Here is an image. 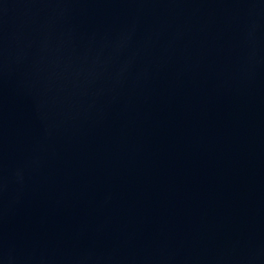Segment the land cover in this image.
<instances>
[{
    "label": "water",
    "instance_id": "obj_1",
    "mask_svg": "<svg viewBox=\"0 0 264 264\" xmlns=\"http://www.w3.org/2000/svg\"><path fill=\"white\" fill-rule=\"evenodd\" d=\"M0 264H264V0H0Z\"/></svg>",
    "mask_w": 264,
    "mask_h": 264
}]
</instances>
